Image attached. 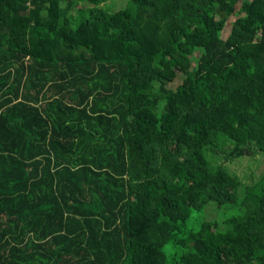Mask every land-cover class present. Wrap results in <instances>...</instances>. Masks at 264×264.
I'll return each mask as SVG.
<instances>
[{
  "label": "trees",
  "instance_id": "16d2710c",
  "mask_svg": "<svg viewBox=\"0 0 264 264\" xmlns=\"http://www.w3.org/2000/svg\"><path fill=\"white\" fill-rule=\"evenodd\" d=\"M110 1L0 0V264H264V0Z\"/></svg>",
  "mask_w": 264,
  "mask_h": 264
},
{
  "label": "rangeland",
  "instance_id": "374dc122",
  "mask_svg": "<svg viewBox=\"0 0 264 264\" xmlns=\"http://www.w3.org/2000/svg\"><path fill=\"white\" fill-rule=\"evenodd\" d=\"M129 0H111L103 5L106 7L110 5L116 10L124 9ZM84 4H80L78 8H83ZM73 16L78 15V10L75 9L71 12ZM233 150V147L228 146L221 154V163H224L231 174L237 175L245 184L250 183L254 179L264 176V155H248L234 161L226 160V156ZM211 217L215 216V210H211Z\"/></svg>",
  "mask_w": 264,
  "mask_h": 264
}]
</instances>
